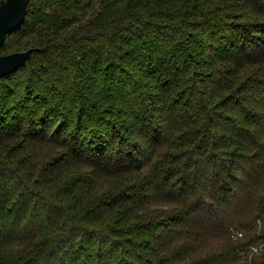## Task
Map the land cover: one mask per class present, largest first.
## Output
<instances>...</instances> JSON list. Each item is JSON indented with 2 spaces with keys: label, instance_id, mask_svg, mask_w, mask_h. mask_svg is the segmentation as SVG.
<instances>
[{
  "label": "trees",
  "instance_id": "obj_1",
  "mask_svg": "<svg viewBox=\"0 0 264 264\" xmlns=\"http://www.w3.org/2000/svg\"><path fill=\"white\" fill-rule=\"evenodd\" d=\"M29 48L0 264H264V0H31Z\"/></svg>",
  "mask_w": 264,
  "mask_h": 264
},
{
  "label": "water",
  "instance_id": "obj_2",
  "mask_svg": "<svg viewBox=\"0 0 264 264\" xmlns=\"http://www.w3.org/2000/svg\"><path fill=\"white\" fill-rule=\"evenodd\" d=\"M31 0H0V48L7 36L24 22ZM33 48L12 53L0 50V78L23 67L30 59Z\"/></svg>",
  "mask_w": 264,
  "mask_h": 264
},
{
  "label": "built area",
  "instance_id": "obj_3",
  "mask_svg": "<svg viewBox=\"0 0 264 264\" xmlns=\"http://www.w3.org/2000/svg\"><path fill=\"white\" fill-rule=\"evenodd\" d=\"M241 235H242V232L235 231V234H234L235 237L236 236H241ZM252 249H253L254 252H260V251L264 250V242L261 243L260 245L254 246Z\"/></svg>",
  "mask_w": 264,
  "mask_h": 264
}]
</instances>
